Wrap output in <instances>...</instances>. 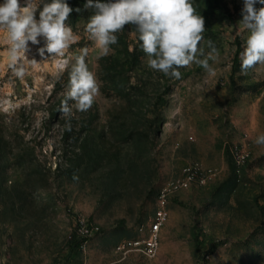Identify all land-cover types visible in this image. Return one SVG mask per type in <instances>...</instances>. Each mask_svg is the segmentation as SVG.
Here are the masks:
<instances>
[{
    "label": "rangeland",
    "instance_id": "1",
    "mask_svg": "<svg viewBox=\"0 0 264 264\" xmlns=\"http://www.w3.org/2000/svg\"><path fill=\"white\" fill-rule=\"evenodd\" d=\"M66 2L81 11L66 21L79 40L65 58L90 48L100 85L91 109L73 107L70 130L59 109L71 64L43 59L40 37L26 52L38 63L24 61L18 77L0 29V264H264V145L254 143L264 135V65L241 73L243 0H192L205 20L201 46L210 39L219 52L216 76L193 64L179 80L148 68L130 25L98 59L85 31L94 9ZM195 161L216 175L170 197L158 255L119 250L159 189ZM80 220L99 226L84 247Z\"/></svg>",
    "mask_w": 264,
    "mask_h": 264
},
{
    "label": "clouds",
    "instance_id": "2",
    "mask_svg": "<svg viewBox=\"0 0 264 264\" xmlns=\"http://www.w3.org/2000/svg\"><path fill=\"white\" fill-rule=\"evenodd\" d=\"M257 4L264 5V0H243L242 19L237 22L247 33L244 49L239 54L242 74L264 65V7L257 8ZM84 8L94 9L85 31L98 50V59L114 51L110 46L118 43L117 34L130 25L137 34L149 69L179 80L180 69L195 64L204 69L208 77L216 76L209 61H215L219 52L210 39L205 42L209 51L205 52L201 46L205 20L197 14L192 0H86ZM73 11L79 13L81 9H73L66 0H24L23 6L20 0L0 3V29L7 33L9 66L18 77L26 72L24 61L33 66L38 63L35 59L29 60L26 52L29 42L39 44L40 37L44 39V46L39 48L43 59L49 57L45 53L57 58L61 70L71 64L68 90L59 109L69 121V130L73 107L80 113L87 112L100 92L97 77L86 63L90 48H80L74 63L72 57L65 58L69 47L79 40L66 24ZM254 143L264 145V135H259Z\"/></svg>",
    "mask_w": 264,
    "mask_h": 264
},
{
    "label": "built area",
    "instance_id": "3",
    "mask_svg": "<svg viewBox=\"0 0 264 264\" xmlns=\"http://www.w3.org/2000/svg\"><path fill=\"white\" fill-rule=\"evenodd\" d=\"M235 163L241 165V155H235ZM216 175L211 167H204L195 161L184 165L179 175L167 181L157 192L155 210L140 227V233L132 238L122 240L117 248L124 253L137 252L146 258L158 255L161 246V232L169 218V200L176 193L188 189L193 185H203L207 180ZM99 232V226L79 221L77 233L85 238L81 246H85L89 237Z\"/></svg>",
    "mask_w": 264,
    "mask_h": 264
},
{
    "label": "trees",
    "instance_id": "4",
    "mask_svg": "<svg viewBox=\"0 0 264 264\" xmlns=\"http://www.w3.org/2000/svg\"><path fill=\"white\" fill-rule=\"evenodd\" d=\"M38 17V16H37Z\"/></svg>",
    "mask_w": 264,
    "mask_h": 264
}]
</instances>
